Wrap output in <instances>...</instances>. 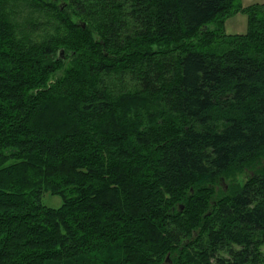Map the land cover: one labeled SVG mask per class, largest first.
<instances>
[{"label": "trees", "instance_id": "16d2710c", "mask_svg": "<svg viewBox=\"0 0 264 264\" xmlns=\"http://www.w3.org/2000/svg\"><path fill=\"white\" fill-rule=\"evenodd\" d=\"M0 264H264V0H0Z\"/></svg>", "mask_w": 264, "mask_h": 264}, {"label": "rangeland", "instance_id": "374dc122", "mask_svg": "<svg viewBox=\"0 0 264 264\" xmlns=\"http://www.w3.org/2000/svg\"><path fill=\"white\" fill-rule=\"evenodd\" d=\"M25 13L23 15L19 16L20 20H23L25 17ZM247 25V14L244 12L240 13H235L234 15L230 16L227 21L224 24V28L227 31H233V30H239V29H244ZM50 27L48 28H43L42 32L45 33L47 30H49ZM41 32V33H42ZM44 200L48 203H58L55 200H61L60 195L58 194H51L46 192L44 194Z\"/></svg>", "mask_w": 264, "mask_h": 264}]
</instances>
